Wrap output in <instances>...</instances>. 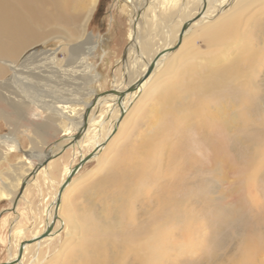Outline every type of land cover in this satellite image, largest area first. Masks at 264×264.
Segmentation results:
<instances>
[{
	"label": "rangeland",
	"instance_id": "obj_1",
	"mask_svg": "<svg viewBox=\"0 0 264 264\" xmlns=\"http://www.w3.org/2000/svg\"><path fill=\"white\" fill-rule=\"evenodd\" d=\"M233 11L244 24H252L242 26L243 29L251 28L256 23L264 25V0H238ZM220 14H211L212 21ZM139 18L131 0H98L87 32L84 33L79 26L36 29L40 39L23 49L14 60L20 66L25 58L42 52L55 53L56 67H59L54 68L57 71L55 75L48 73L43 77L33 70V76L25 72L19 79L8 82L6 90L0 88V264L9 261L14 247L12 240L17 233L25 230L21 242L26 243L32 239L36 226L43 228L41 222H45V211L51 209L58 196L61 177L57 176L59 180L56 181L52 179L56 172L49 166L50 161L35 175L32 173L59 152L58 157L63 159L60 160L59 171L64 164L73 167L80 164L81 151L75 149L72 143L74 137L84 131L77 129V126L80 122L84 124L85 103L91 106L93 94L107 98L112 95L115 86L119 85L123 91L131 82L145 76L142 74L145 60L134 57L128 60L126 56L128 48L135 44L131 33ZM141 19L139 38L144 43L145 56L151 58L155 51L166 45L165 36L171 26L167 24L165 34L166 28L163 29L164 25L156 20L157 16L149 9ZM174 22L172 20L171 25ZM202 22L203 19L199 26H194L184 36L182 45L178 39H174L168 58L154 68L144 90L129 104L113 134L106 137L102 151L82 167L64 193L60 216L66 225L60 232H55L48 242L40 246L36 243L30 245L24 264H75L77 256L86 246H92L103 257L107 249L115 251L123 248L125 237L113 226L120 225V212L117 214V211L125 202V197L116 189L121 187L110 182L115 174H128L147 145L160 141L167 146L162 150L163 161L169 156L171 146L181 141L185 143L187 155L197 161L200 170L197 173L190 170L184 178L189 183L199 179L201 187L182 188L178 198L185 199L187 219L170 225L168 231L171 233L155 236L152 240V258L155 259L152 264H264V249H261L264 242L261 251L254 254L250 261L244 259L242 250L245 238L254 236L264 241V63L258 64V72L254 75L258 88L256 95L247 94L241 81L233 82L230 79L228 90L218 91L217 94L211 90L204 93L197 91L196 86L207 83V76L211 78L214 71L230 72L231 75L239 66L244 69L238 47L228 50L224 58L216 61L194 59L197 54L211 50L205 40L213 33L214 27ZM70 30L74 33L69 34ZM71 36L75 39L71 40ZM196 48L199 53L193 51L189 54ZM256 48L261 51L259 54L264 53V39ZM73 49L75 52L82 50L74 62L79 69L77 71L68 66ZM80 61L84 62L79 64ZM0 64V68H3L0 80L11 79L14 73L10 66ZM73 73L78 77L76 83L69 79ZM164 89L166 95L162 91ZM250 96L252 109H247L243 99L249 98L250 101ZM63 99L72 101L73 105L69 104V109L62 107ZM106 101L94 105L90 113L88 122H94L91 123L88 140L84 142L88 146L87 149L83 148L84 154L91 152L95 139L109 128L106 122L115 113L116 99ZM200 101L206 104L204 111L196 110ZM46 105L53 107V111L47 109ZM188 106L189 118L181 122L176 120L173 110ZM57 107L67 110L70 120L61 119L56 114ZM207 112H214L218 116L215 118L217 131L208 129V135L217 140L224 133L227 137L223 140L226 153L224 151L222 159L217 162L212 159L207 139L200 138L196 128L202 122L204 125L208 123L206 128L214 125L213 121H207ZM199 113L203 115L198 117ZM102 116L105 117L103 121ZM244 119H247L245 125ZM226 126L232 129L230 138L227 132H223ZM70 127L71 133L65 134L64 131ZM12 142H17L18 146L9 151ZM62 145L68 148L62 151ZM123 156L131 157L129 160ZM51 161L59 162L58 158ZM112 164H115L113 169ZM127 164L128 168L125 166ZM167 180L160 178L157 184H152V206L165 189L158 187V184ZM24 183L26 187L21 192ZM134 199L137 210L146 202L144 196ZM106 224L110 232L104 234L101 231L94 235V229ZM87 257H83L80 264H84ZM101 264L105 263L101 260Z\"/></svg>",
	"mask_w": 264,
	"mask_h": 264
},
{
	"label": "bare ground",
	"instance_id": "obj_2",
	"mask_svg": "<svg viewBox=\"0 0 264 264\" xmlns=\"http://www.w3.org/2000/svg\"><path fill=\"white\" fill-rule=\"evenodd\" d=\"M237 1L238 0H131L132 4H135L138 17L140 16V18L137 21V24L134 25V29L131 33V39L133 40V42H135V44L131 45L128 48L126 56L128 60H132V57H134V59L136 60H145V64L142 65V67L145 68L144 70H142V74L145 76L141 79L139 77V79L135 82H131L128 85L129 87L123 91L120 90V88L118 87L119 85L115 86L116 89L113 91L114 93L110 96L108 95L107 98L98 97L91 92L94 97L93 104L96 100V103L94 105H98L101 102L105 103L106 100H110L112 98L116 99L114 106L115 113H113V111L112 113L114 115H110V117L107 119L106 125L109 126L108 130L105 129L107 130L106 132H104L103 130L101 137L95 139L92 145L91 152L84 154L82 153L83 148L86 147L84 145V142L86 143V141L88 140V134H90V131L92 129L91 123L93 120L90 121V123L88 121L90 113L94 107L93 104L90 106L85 103L87 110L84 115V124L80 122L77 126V129H82L84 131L83 134L81 133L80 139L75 142L73 141L74 143H72L74 144L75 149L81 151V157L83 160L90 155H92V159H94L97 154L102 151L101 146L106 137H110L113 134V132L117 128L119 120L123 118L125 111H127L129 104L137 97L138 93L140 94L144 90L147 82L150 80V77L152 76L151 74H153H149L150 67L153 66L154 68H157L158 66H160V64L168 58L167 55L173 48L174 39H183L188 32H190L193 28L200 24L199 22H201V19H203V22L201 24H208L207 26L214 27L213 33L205 40L206 46H209L211 50L208 53H199L196 48L190 51L189 54H191L193 51L199 53L196 55V58L194 57V59L202 60L203 62L216 61L220 57L224 58V55L228 50L238 47L239 50L241 49L244 69L239 66L235 71L231 72V75H229L230 72L227 73L221 70L214 71L213 73L211 72V78L207 76V83H203L202 85L199 84L198 86H196V90L201 93L211 90V92L214 91V94H217L218 91L222 92L221 90H228V80L230 79L233 82L241 81V84H243V88L246 90L247 94L252 96L258 94L257 84L256 82H254V75L258 72L256 71L257 66H259L258 64L264 63V53L262 52V55L259 54L260 50H258L259 48H256V46L261 40L264 39V25L255 22L256 24L254 23L255 25H253L251 28L243 29L242 26H251L252 24H250V22L244 24L241 21L240 17L234 14L233 8ZM97 3L98 0H0V62L5 66H10L11 70L14 73L11 79L4 81L0 80V88L2 89V91L6 90L5 87L8 86V82L19 79L21 77L20 75L25 72L32 73L31 75L33 76L34 74L33 72H31L33 70L41 73V77H43L44 74L47 75L48 73H52L55 75L57 71L54 70V68L59 67H56L57 57L55 53L42 52L37 56L25 58L20 66L17 65L14 60L19 56L20 52L23 49L34 44L36 40L40 39L39 32L36 31V29L42 30L44 27L50 28L51 26H79L82 27L84 33L87 32V26H89L92 13L95 11ZM232 4L233 7L230 10L229 8ZM148 9L157 16L158 19L156 20H159L161 24L164 25L162 26L163 29L167 27L168 23L171 26L168 34L165 36L166 45L164 47L162 46L163 48L160 47L157 51H155L156 54L151 58H147L145 56V50H143L145 49L143 48L144 43L141 40V37L139 38V32L141 28L140 26L142 25L141 18H143V16L147 14ZM211 14L220 15L217 16L218 18L216 17L217 19L215 18V20L212 21L213 15ZM172 20L175 21L173 25H171ZM182 22L184 23V26L182 25ZM60 30L65 31L63 29ZM70 31H68L69 34L74 33L72 30ZM166 32L167 28L164 33L166 34ZM70 39L74 40L75 38L74 36H71ZM256 40H259L258 43H256ZM134 46L137 47L135 48ZM193 46L195 47V44H193ZM78 51L80 52H75L74 49L71 51V58L69 59L68 64V66L71 65V67L69 68H73V70L76 71L78 68H76V63H74L75 58L81 54L82 50ZM11 60H13V62ZM83 62L80 61L79 64ZM82 65L83 64H81V66ZM2 69L3 68H0V71ZM77 78L78 77L75 73H73V75H69V79L74 81V83H76ZM248 90H250V92H248ZM162 91L165 94L166 89ZM192 91L194 90L192 89ZM172 92L174 93V91ZM249 95L247 96L249 97ZM252 96H250V101L248 100L249 98L243 99V105L246 106L247 109H252ZM63 103L62 107H67L68 109L70 106L69 104L73 105V102L68 99H63ZM197 106L199 107L196 109L197 111H204L206 104H204L203 101H200L197 102ZM46 107L50 111H53V107H48L47 105ZM62 107H57L56 114H58L61 119L70 120L69 115L66 114L67 110L65 111ZM189 109L190 106H188V108L177 107L176 110H173V114L177 118L176 120L181 122L184 119L189 118ZM111 110L112 109H110V111ZM200 115L203 114H197L198 117H200ZM206 116H208L206 117L207 121L209 123L213 121L214 125L206 128L205 126L208 123L204 125V122H202L203 125L197 124L196 128L198 129L199 137H204L207 139V145L212 150V159L217 162L218 160L222 159V154L225 151L223 147L225 146L223 140H226L227 137L224 133V136H222L220 140H217L216 137L208 135L210 134V131H217L215 118H218V116L217 114H214V112H207ZM101 118V120L103 121V118L105 117L102 116ZM246 122L247 119H244L243 125H245ZM224 123L228 124L229 122ZM96 124H98V122ZM203 129H205V131H203ZM223 130V132H227L228 137L230 138L229 133L232 130L230 129V126H226ZM64 133H71V127L67 128ZM12 143L13 144H9V151L17 149V142ZM62 146H64L65 148H62V151L68 148L65 147L66 145ZM166 147V143L161 141L150 143L149 145H147L146 149L139 154L138 162L136 164L137 167H130L131 169L129 170L128 174L120 175L118 173L119 175L115 174L114 179H111L112 181L110 183L118 187L120 186L121 188L116 189L125 197V202L120 205L119 211H117V214H119L118 212H120V217L118 218L120 225L118 227L111 225L114 227L115 231L119 229V231L124 235L126 242L123 248H117V250L115 251L107 249L103 257V255H100L98 252L94 251L92 249V246H86L84 250L77 256L74 262L75 264H80L81 260L85 256L88 257L84 260V264H101V260L105 264H128V261L129 264H152V260H155L152 258V240L155 238V236L160 237V235H164L167 232L171 233L168 231L171 227L170 225H173V223H176V221L182 222L185 218L187 219L186 209L184 206L185 199L178 198V196H180L182 188L201 187V182L199 179L189 183L186 182L184 178V175L188 171L192 170V172L194 171V173H197L200 170V168H198L196 165L197 161L187 155L185 143L181 141L178 145L171 146L172 148H169V156L167 157V159H165V161H163V159L161 158V154L163 148ZM58 148L60 149L61 147ZM60 153L61 152L57 154L59 155ZM58 155L56 156L55 154L56 157L54 156V158L52 157L51 159H47L48 162H51L49 166L54 168V172H56V175L55 173H52L53 175H55L52 179L56 181L57 179L59 180V177H61V181L58 183V196L55 202L52 203L51 209L48 210L47 208V211H45L47 215L46 218H44L45 222H41V226L43 228L40 229V227L36 226L37 229H35L34 235L31 239L34 240L33 242H21V239L25 236V230L17 233L13 238L12 241L14 247L13 251L10 254V263L24 264L26 252L30 245L36 243L40 246L43 243L48 242L54 237L53 235L55 234V232H60L62 230V227L66 225L64 220L60 216V208L62 205V200L64 198V193L71 183L64 190L61 196L60 189L65 184L72 170L76 166L73 167L69 166V164H64L62 170L59 171V164L63 159L58 157ZM123 157L129 159L131 156ZM55 158H58L59 162L52 163L51 160H54ZM121 162H123V160ZM47 164L44 165L43 163L40 169H37L36 172L41 170L42 167L47 166ZM114 166L115 164L112 166V169L115 168ZM125 166L128 168V164ZM158 171L160 172L158 173ZM57 176L59 177L57 178ZM160 178L168 180L162 183L160 182L161 184H158V187L165 189L161 191L152 206V184H157ZM23 185H25L26 187V183H24ZM25 187L23 189H25ZM140 196H144L146 202L141 208L137 210V208L135 207L137 201H135L134 198ZM17 203L18 200L16 201V204ZM49 229L51 230L49 236L40 239L42 235ZM93 231L95 232L94 235H96V232L102 231L104 234H106V232H110L111 230L106 224L104 226H101L100 228H96V230L94 229ZM263 242V240L254 236L245 238L244 248H242L243 256L245 257L243 258L247 261L252 260L254 254H256L258 251L260 252L261 249H264H260ZM22 248V257L18 261L20 250Z\"/></svg>",
	"mask_w": 264,
	"mask_h": 264
},
{
	"label": "water",
	"instance_id": "obj_3",
	"mask_svg": "<svg viewBox=\"0 0 264 264\" xmlns=\"http://www.w3.org/2000/svg\"><path fill=\"white\" fill-rule=\"evenodd\" d=\"M182 42V38H180V40H179V43H181ZM176 49V48H175ZM153 69H154V67L153 66H151L150 67V70H149V74H151L152 73V71H153ZM111 93V92H110ZM114 92H112V94H113ZM106 96V95H105ZM98 97H102V95L101 96H98ZM96 103V100H95V102H94V104ZM94 104H93V106H94ZM91 108V107H90ZM89 108V109H90ZM86 118H87V116H86ZM80 137H81V134L79 133L78 135H76L75 136V138H74V142L75 141H78L79 139H80ZM73 142V143H74ZM65 149V148H64ZM93 158V156L92 155H90V156H88L87 158H85L84 160L82 159L81 160V162H80V164L79 165H77L73 170H72V172H71V174H70V176L68 177V179H67V181L65 182V184L62 186V188L60 189V196H61V194L64 192V190L68 187V185L72 182V179H73V177H75L76 176V174L82 169V167L88 162V161H90L91 159ZM48 163V160H46L45 162H44V165H46ZM40 167H41V165L40 166H38V168L37 169H40ZM35 173H36V171H34L33 173H32V175H35ZM25 187V185H23L22 186V191L24 190L23 188ZM16 204V203H15ZM51 233V230L49 229V230H47L43 235H42V237L40 238V239H42V238H44V237H47V236H49V234ZM39 240V239H38ZM33 242L34 240H29V242ZM22 253H23V248L20 250V256H19V258H18V261L21 259V257H22ZM3 264H15V263H10L9 261L8 262H6V263H3Z\"/></svg>",
	"mask_w": 264,
	"mask_h": 264
}]
</instances>
